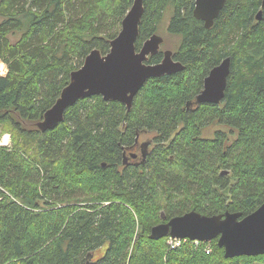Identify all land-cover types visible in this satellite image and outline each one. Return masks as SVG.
I'll return each mask as SVG.
<instances>
[{
	"label": "trees",
	"instance_id": "1",
	"mask_svg": "<svg viewBox=\"0 0 264 264\" xmlns=\"http://www.w3.org/2000/svg\"><path fill=\"white\" fill-rule=\"evenodd\" d=\"M132 2L0 0V136H11L0 144V264H264V254L226 258L216 238L173 249L167 236L149 237L191 210L246 215L264 201L262 0H226L210 28L194 17V0H143L136 50L171 4L172 57L184 68L147 79L130 109L92 95L38 128L86 55L109 51ZM226 56L223 100L197 104ZM144 134L153 146L136 161Z\"/></svg>",
	"mask_w": 264,
	"mask_h": 264
},
{
	"label": "water",
	"instance_id": "2",
	"mask_svg": "<svg viewBox=\"0 0 264 264\" xmlns=\"http://www.w3.org/2000/svg\"><path fill=\"white\" fill-rule=\"evenodd\" d=\"M225 3L226 0H194L193 15L203 21L204 27L210 28ZM143 11V0H133L121 21L119 32L110 40L109 51L102 54L100 50L92 49L82 65L70 73L68 84L37 122L40 130L55 127L63 120L69 106L80 98L92 95H100L106 101L122 102L130 109L133 98L147 79L184 68L180 61L174 60L170 49L163 50L160 62H147L150 55L160 50L163 42L162 36L157 33H153L136 50L135 42ZM260 17L261 10L256 15L257 19ZM229 73L230 57L226 56L205 76L203 88L196 95L195 102L219 104L224 98ZM135 155L133 154L134 157ZM165 236L202 242L216 238L218 246L224 248L226 258L264 254V201L246 215L230 211L205 215L191 210L151 228L150 238L159 239Z\"/></svg>",
	"mask_w": 264,
	"mask_h": 264
},
{
	"label": "rangeland",
	"instance_id": "3",
	"mask_svg": "<svg viewBox=\"0 0 264 264\" xmlns=\"http://www.w3.org/2000/svg\"><path fill=\"white\" fill-rule=\"evenodd\" d=\"M170 15H171V4L166 9V11L164 13V16L160 20V23L158 24V28H157L155 33L159 34L163 38V42L160 45V50L163 51V50H166V49H170V50H172L174 52L177 49L178 45H179L180 37L178 35L170 34L167 31V25H168V22H169ZM0 65H2L4 69H7L6 66H4V63L0 62ZM5 73H6V71H4V74ZM4 74H2V75H4ZM216 128L217 127H215V126H211L209 128H206L203 133H204V135L206 137H209V136L213 135L214 129H216ZM5 139L7 140V142H5ZM0 144L1 145L10 146V144H11L10 133L6 132V133H4V134H2L0 136ZM142 144H144V147L146 148V150L151 149L152 146H153L152 136L149 135V134H144L140 138V141H139V144H138V147H137V152L139 153V156H140V151H141V145ZM138 160H141V156L139 157ZM99 250H100L99 253L102 254L103 251H104V246L99 247ZM98 255L99 254L96 253L95 256H98Z\"/></svg>",
	"mask_w": 264,
	"mask_h": 264
},
{
	"label": "built area",
	"instance_id": "4",
	"mask_svg": "<svg viewBox=\"0 0 264 264\" xmlns=\"http://www.w3.org/2000/svg\"><path fill=\"white\" fill-rule=\"evenodd\" d=\"M5 66V64H4ZM4 74V73H3ZM2 75V74H0ZM187 238H173V237H167L166 239V244L168 245L169 248H175L179 247L183 242H185ZM193 244L197 247L201 243H205L199 240H192ZM206 251L209 252V247L206 248Z\"/></svg>",
	"mask_w": 264,
	"mask_h": 264
},
{
	"label": "flooded vegetation",
	"instance_id": "5",
	"mask_svg": "<svg viewBox=\"0 0 264 264\" xmlns=\"http://www.w3.org/2000/svg\"><path fill=\"white\" fill-rule=\"evenodd\" d=\"M139 144V143H138ZM138 144H137V146H136V148H135V157L133 156V159L134 160H136V161H140V160H138L139 159V157L141 156V159L144 157V155H145V153L147 152V150H146V148L144 147V144H142L141 145V151H140V156H139V153L137 152V147H138ZM147 145V144H146ZM148 149V148H147Z\"/></svg>",
	"mask_w": 264,
	"mask_h": 264
},
{
	"label": "clouds",
	"instance_id": "6",
	"mask_svg": "<svg viewBox=\"0 0 264 264\" xmlns=\"http://www.w3.org/2000/svg\"><path fill=\"white\" fill-rule=\"evenodd\" d=\"M4 71H6V69H4L2 65H0V74H3ZM5 142H7L6 139H5ZM167 237H170V236H167ZM166 239H167V238H166Z\"/></svg>",
	"mask_w": 264,
	"mask_h": 264
},
{
	"label": "bare ground",
	"instance_id": "7",
	"mask_svg": "<svg viewBox=\"0 0 264 264\" xmlns=\"http://www.w3.org/2000/svg\"><path fill=\"white\" fill-rule=\"evenodd\" d=\"M213 240V239H212ZM174 249V248H173Z\"/></svg>",
	"mask_w": 264,
	"mask_h": 264
}]
</instances>
